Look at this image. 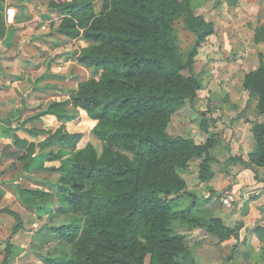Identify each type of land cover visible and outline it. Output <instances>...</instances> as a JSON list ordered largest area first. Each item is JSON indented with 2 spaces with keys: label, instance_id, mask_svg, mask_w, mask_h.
Masks as SVG:
<instances>
[{
  "label": "trees",
  "instance_id": "1",
  "mask_svg": "<svg viewBox=\"0 0 264 264\" xmlns=\"http://www.w3.org/2000/svg\"><path fill=\"white\" fill-rule=\"evenodd\" d=\"M47 6L59 14L58 34L88 43L74 57L90 67L91 74L68 91L67 99L50 102L12 127L15 145L24 146L20 157L25 168L59 161L46 167L58 174L56 192L15 185L21 203L42 210L53 200L55 213L76 215L67 223L49 226L53 235L71 245V252L60 257L43 254V261L196 264L183 244L185 228H205L219 243L237 240L241 224L225 225L213 216L205 207L209 196L199 199L180 191L185 183L177 169L191 158L202 159L200 179L212 175L214 142L196 143L165 129L171 114L202 87V78L192 69L200 45L214 31L213 21L195 14L189 0H102L100 12H95L93 0H51ZM180 17L195 36L185 54L179 52L173 27ZM2 28L0 15V36ZM256 29L255 37L263 38L264 24ZM185 70L189 75L183 74ZM242 87L264 114V62L243 74ZM49 115L63 123L85 116L93 122L90 131L100 142V151L90 141L79 146L83 132L63 124L54 130L28 125ZM20 131L35 143H27ZM251 132L254 147L247 160L234 159L256 170L264 167V120L253 123ZM186 198L191 202L185 203ZM1 211L14 219L3 248L2 264H9L12 237L22 221L13 210ZM253 231L264 243V204ZM235 249L233 244L227 258ZM258 258L264 264V246Z\"/></svg>",
  "mask_w": 264,
  "mask_h": 264
},
{
  "label": "rangeland",
  "instance_id": "2",
  "mask_svg": "<svg viewBox=\"0 0 264 264\" xmlns=\"http://www.w3.org/2000/svg\"><path fill=\"white\" fill-rule=\"evenodd\" d=\"M49 1L51 0H32V5H30L32 12L37 13L39 17L36 24L39 28L40 24H45V29L39 33L38 37L31 35L28 39L31 42H39V45L34 43V47L38 46V52H35L36 56L42 55L44 51H49V57L41 70H39L38 64H34V70L38 69V71H35L33 75L34 84L33 87L31 84V94L22 95V98L19 99L18 108L0 113V117L12 125L22 122L25 117L39 111L41 105L43 106L45 103L47 106L50 102L67 99L63 95L73 88L78 81L90 77L91 74V68L79 64L74 57L75 53L88 43L81 38L69 39L57 33L59 14L49 10L47 6ZM189 1L195 14L213 21L214 31L200 45L194 57L192 71L202 78V87L191 101L171 114L165 123V129L171 135L190 137L196 143L212 140L214 145L210 148V154L214 159L210 162L212 175L206 179H200L201 158L193 157L184 166L178 168L177 172L185 183L180 191L185 194L193 191L199 199L204 198V193H207V190L211 192L209 195L215 198L208 205H205L211 214H222L224 217L222 221L224 220L225 225L241 224L238 234L243 237L239 246V263L245 264L247 261V264H259L258 256L264 243L251 241L248 235L254 227L255 219L251 217L246 226L240 220L241 216L249 210V206H224L220 200L221 193L230 189V185L218 180L217 174L223 168L228 169L229 165H236L235 168H237L239 160L234 159L231 150L229 157L225 156V159L222 160L217 159L215 157V144L217 140H221L229 146V142L233 138L241 139V142L245 139L250 141L252 140L251 127L253 123L264 120V114H258L256 99H248L247 92L242 87L243 74L248 70L257 68L260 62H264V37L258 39L255 37L259 34L256 28L264 24V15L261 13L260 5L255 9L249 1L245 0L244 2L239 0L235 2L232 0ZM93 5L95 12L102 10V0H93ZM45 8L51 12L50 16H52L51 20H47L48 22H46L47 17L44 16L43 9ZM173 27L179 41V52L185 54L188 47L193 44L195 36L184 28L181 17L173 21ZM36 38L37 40H34ZM40 39H43L44 42H41ZM183 74L189 75V71L185 70ZM45 94H47L45 99L48 101L44 99ZM33 97L42 101H35L36 99ZM26 100L31 101L28 107H26ZM249 117L253 120H250ZM92 123L83 116L78 122L63 123L53 118V120H35L29 122L28 125L46 126L44 128L54 130L63 124L70 130L83 132L84 137L79 146L90 141L100 151V142L90 131ZM245 126L246 129H242ZM19 136L25 139L27 143H35L34 138L26 136L22 131L19 132ZM245 147L244 143L240 148ZM2 153L6 156V168L8 169L0 170V180L12 181L13 187L16 185L14 183L16 179L20 180L24 186L39 188L46 184L44 186L51 192L56 191L57 174L46 169V167L59 165V161L37 162L25 168V160L18 156L24 153V146L6 145L3 147ZM238 157L243 160L241 154ZM230 174L232 173L227 175L231 176ZM214 184L215 186H222L216 193L212 189ZM188 202H191V198H186L185 203ZM55 206L56 202L54 201L46 212L38 211L39 215L37 216L26 213L23 216L22 223L24 222L25 226L22 224L18 232L13 235L12 243L24 246L25 250L22 251L21 249L14 254L11 250L12 255L9 264H46L42 259L43 254L60 257L71 252V245L53 235L49 226L67 223L76 215L55 213ZM256 209L259 210V208ZM8 219L0 224L2 237L10 234L14 225V219L11 215L8 216ZM33 220H36L37 224H32ZM183 232H185L183 244L192 253L195 252L196 264H226L229 260L227 256L230 254L233 244L240 243L238 238L235 241L230 240L220 245L217 236L202 227L185 228ZM16 236L18 237L16 238ZM235 246L237 247V245ZM247 252L248 255L245 258L244 254ZM1 259L2 253L0 254V261ZM145 262H148V255Z\"/></svg>",
  "mask_w": 264,
  "mask_h": 264
},
{
  "label": "crops",
  "instance_id": "3",
  "mask_svg": "<svg viewBox=\"0 0 264 264\" xmlns=\"http://www.w3.org/2000/svg\"><path fill=\"white\" fill-rule=\"evenodd\" d=\"M239 1L244 2V0H239ZM245 1H249L251 6L255 9H257V7L260 5L261 13L264 15V0H245ZM0 5H1L0 15L3 24V28H2L3 33L0 36V113H1L5 111H12L18 108L19 99L22 98V95L31 94V90H32L31 84L32 87L34 84L33 75L35 71H38V69L34 70V64H38L39 70H41L46 59L49 57L48 55L49 51L48 52L44 51L42 52V55L36 56L35 52H38V46L34 47V43H37V45H39V42L37 41L31 42L29 41L30 39H28V37H30L31 35H35L38 37L39 33H42L43 29H45V24L43 23L40 24V28L38 27V24H36L39 17L37 13H33L31 10L30 5H32V0H0ZM43 11H44V16L47 17L46 22H48L47 21L48 19L49 20L52 19V16H50L51 12L48 11L46 8L43 9ZM34 40H37V38ZM40 40L41 42H44L43 39ZM76 85L73 88H75ZM64 95L63 97L67 98L68 92ZM46 96L47 94H45L44 99ZM33 99H36L35 101H42L37 97H33ZM30 102H31L30 100H26V107L29 106ZM39 103L41 104V102ZM45 106L46 103L43 106L41 105V108H44ZM53 118H55L53 115H49L45 117V119L47 120L48 119L53 120ZM1 119L2 120L0 121V170L8 169L6 168V163H7L5 159L6 156L2 153L3 147H5L6 145L13 146L15 145L16 142L15 134L12 130V127L14 125H12L9 121H6V119L3 118ZM249 119L253 120L250 117ZM247 124L248 122L246 123V125ZM44 127L46 126H40L39 128H44ZM242 129H246V126L243 127ZM23 134L25 133L23 132ZM251 138L252 140L248 141L247 139H245L243 142H241V139L238 140L233 138L231 139V142H229L230 143L229 146L223 141L217 140L215 144V157L220 160L225 159V156L227 157L230 156V150H231L233 157L239 158L238 155L241 154L243 160H247L248 153L252 151L254 147V139L252 135ZM244 143L246 147L240 148L241 145ZM21 155L22 153L19 154L18 156ZM43 162H47V161H43ZM237 163H238L237 168H235L236 165L233 166L229 165L228 169L223 168L222 170H220L219 174H217L218 180H222L230 185V189L223 191L221 195L226 192H232L235 194L236 200L231 205L237 207L241 205L249 206V210L245 215L241 216L240 220L243 221V223L246 226L249 223L251 217H254L256 223L253 222V225L256 226L260 222V208L264 204V167H257L256 170H252L250 168L244 167L242 164H240L239 161ZM228 173H232L230 174L231 176L227 175ZM14 183L22 188H28V189L38 188L36 186H24L21 184L20 180L17 179L14 180ZM44 185L39 188L51 192ZM14 187L12 185V181L8 182V181L0 180V209L7 208L13 210L14 212H17L21 217V221L26 213H32L33 215L37 216L39 215L38 211L46 212L48 210V207H50V205H52V202H54L52 200L46 203L44 207V209L47 208L46 210H42V211L37 210L33 207L22 204L18 196L14 192ZM212 187H213L212 189L216 193V191L219 190L222 186H215L214 184V186ZM191 192L193 193V191ZM207 193L208 195H206ZM207 193L206 192L204 193V197L209 196L210 199L206 203V205H208L215 198L214 196L209 195V193L211 194V192H209L208 190ZM256 208H259V210ZM8 216H9L8 213L1 211L0 224L4 221L6 222L7 220H9ZM213 216H217L220 217L221 219H224L223 215L220 213H217ZM22 224L25 226L24 222ZM32 224H37V221L33 220ZM253 228L251 229V233H248L249 239L251 241L260 242L256 234L254 233ZM26 232L29 233L30 231H26ZM8 236L9 234L6 237H2L0 235V254L2 253V259L4 254L3 248L5 245V240ZM17 237L18 236H16V238ZM242 237L243 236H240L239 234L238 238L240 240V243L237 244L235 243V245H237L235 252H233L232 258H230L226 264H241L239 263V259H240L239 246L241 244ZM222 244L223 243H221L220 245ZM21 249L22 251L25 250L24 246H20V245L18 246L17 244L12 243L11 250L13 251L12 252L13 254L14 252H19ZM194 253L195 252H193V254ZM247 255L248 252L244 254V257L246 258ZM245 264H247V261H245Z\"/></svg>",
  "mask_w": 264,
  "mask_h": 264
},
{
  "label": "built area",
  "instance_id": "4",
  "mask_svg": "<svg viewBox=\"0 0 264 264\" xmlns=\"http://www.w3.org/2000/svg\"><path fill=\"white\" fill-rule=\"evenodd\" d=\"M221 203L225 206H230L233 202H235V194L232 192H226L220 196Z\"/></svg>",
  "mask_w": 264,
  "mask_h": 264
}]
</instances>
